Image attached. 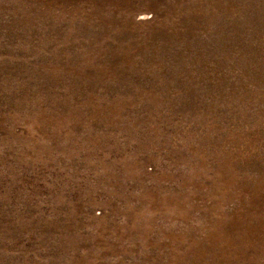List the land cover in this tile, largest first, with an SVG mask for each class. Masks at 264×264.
Returning a JSON list of instances; mask_svg holds the SVG:
<instances>
[{
    "label": "rangeland",
    "instance_id": "1",
    "mask_svg": "<svg viewBox=\"0 0 264 264\" xmlns=\"http://www.w3.org/2000/svg\"><path fill=\"white\" fill-rule=\"evenodd\" d=\"M0 264H264V0H0Z\"/></svg>",
    "mask_w": 264,
    "mask_h": 264
}]
</instances>
